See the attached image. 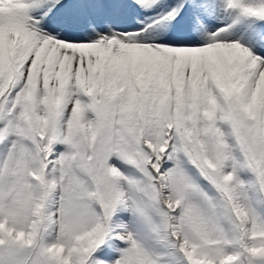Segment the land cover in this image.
<instances>
[{"label":"snow or ice","instance_id":"6c2138e0","mask_svg":"<svg viewBox=\"0 0 264 264\" xmlns=\"http://www.w3.org/2000/svg\"><path fill=\"white\" fill-rule=\"evenodd\" d=\"M0 264H264V0H0Z\"/></svg>","mask_w":264,"mask_h":264}]
</instances>
